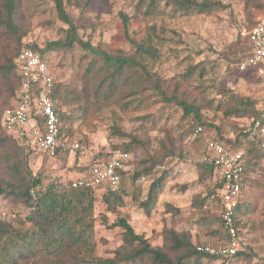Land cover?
Instances as JSON below:
<instances>
[{
  "label": "rangeland",
  "instance_id": "374dc122",
  "mask_svg": "<svg viewBox=\"0 0 264 264\" xmlns=\"http://www.w3.org/2000/svg\"><path fill=\"white\" fill-rule=\"evenodd\" d=\"M64 1L79 37L109 55L133 56L134 48L129 39L142 41L147 35L150 23L142 10L137 8L138 0ZM214 1L221 2L226 8L210 16L173 14L171 7L162 5L163 15L159 17L157 25L167 29L166 38L169 41L162 49V61L150 71L161 80L181 81L179 77L185 73L189 58L195 64L201 62L208 74L203 79L193 78L191 84L183 86L182 95H190L187 98L196 96L203 102L206 99L213 101V108L203 113L213 124L223 125L222 136L229 139L235 137L246 120L224 116L220 109L228 98L223 91L232 90L243 97H251L260 106L264 105V82L255 71L242 72L238 68L249 53L247 35L264 15V0ZM258 3L262 5L261 8L257 7ZM23 10V21L29 27V33L22 44L44 48L48 42L64 37L63 30L67 27L59 20L52 0H23ZM123 16L127 17V24ZM45 57L56 75V84L63 86L66 92L58 100V108L65 116L61 121L64 140L79 143L81 150L75 154L60 151L55 157L59 165L56 167L44 159L47 156L42 152L30 151L18 144L24 151L28 169L34 176H41L40 189L53 182L70 184L74 179L86 175L90 164L108 159L115 152L126 151L125 146L132 143L135 137L140 145L138 149L129 151L132 161L126 166L128 172L123 177L126 185L128 177L152 165L154 158L165 155L169 147L175 154L167 156L163 165L156 166L152 176L142 177L135 185L141 189L142 199L152 180L166 173L164 187L151 215L146 216L131 196L125 198V208L120 212L128 217L135 232L148 239L153 247L162 246L164 228L190 233L195 245L223 244L225 236L216 233L220 229L221 219L218 205L209 202L205 208L208 213H200L194 206L197 196L204 198L214 189L213 172L202 182L200 165L207 157L205 141L210 135L216 136L217 131L207 130L204 135L196 137L194 128L190 129L194 120L191 117L183 118L180 108L161 102L159 94L139 68L126 69L122 79L116 80V91L107 94L108 81L97 90L107 79L108 73L111 74L104 65L102 55L96 56L75 46L68 51L48 52ZM201 85H204V91ZM15 104L16 96L10 97L2 125L6 113ZM261 154L264 158V153ZM263 158L258 167L249 173V191L244 203L249 211L245 215V225L240 227V235L245 239L252 237L253 233L258 235L254 247H258L262 241L258 227L264 228ZM75 171H79V174L71 179L70 172ZM167 204L179 213L166 212ZM27 213L25 206L13 204L0 196V219L18 226V220L24 219ZM94 213L96 255L112 258L115 250L123 244V230L108 227L117 216L107 212L101 202L100 191L96 196ZM205 214L209 219L203 223L201 218H205ZM105 219L107 225L104 224ZM250 245L246 241L244 245L240 244L245 256L236 257L231 263L249 264L246 257L253 259ZM204 264L225 263L207 259Z\"/></svg>",
  "mask_w": 264,
  "mask_h": 264
},
{
  "label": "trees",
  "instance_id": "16d2710c",
  "mask_svg": "<svg viewBox=\"0 0 264 264\" xmlns=\"http://www.w3.org/2000/svg\"><path fill=\"white\" fill-rule=\"evenodd\" d=\"M91 0H87L90 2ZM108 1V0H107ZM55 12L59 20L67 27L63 30L64 37L57 41H51L44 48L34 44H22V40L28 35L29 27L23 21V0H0V196L13 204H21L28 209L24 219H19L18 226L0 219V264H121V263H143V264H204V260L215 259V257L200 253L192 241V235L188 232L178 233L175 230L164 228L162 231L163 244L153 247L149 240L143 235L135 232L127 216L120 212L125 208V198L131 196L137 202L139 208L146 216H150L156 207L159 195L167 178L163 173L152 180L146 195L141 199L140 190L135 187L137 181L142 177H150L156 166L163 165L167 156H172L175 151L168 147L167 153L162 157L154 158L149 167L136 171L128 177V184H124L123 177L128 172L120 170L121 190L113 192L106 190L101 194V202L110 214L116 215V220L108 225L109 228H121L123 230V244L114 252L112 258H102L96 255L95 230V202L97 191L93 189H74L71 183L63 184L53 182L45 189L42 186L41 176H34L28 169L24 151L18 146V141L9 135L2 125V117L8 106L10 97L17 96L20 88L21 78L19 76L16 60L24 48L39 52L41 55L51 51H68L75 46L83 51L102 55L111 74L103 80L97 90L109 82V92L116 91V80L122 79L126 69L139 68L145 75L153 90L159 94L160 101L167 105L180 108L183 118L191 117L193 125L205 131L216 130L214 136L227 148L238 150L243 144L242 127L233 138L222 136L223 125H215L203 111L213 108V101L207 99L202 101L190 95H182V87L191 84L190 81L196 77L203 79L208 74L205 66L199 62L194 63L190 58L188 67L179 80L165 81L159 79L150 70L163 59L162 49L169 41L166 38V28L158 26L157 21L163 15L162 5L171 7L173 14L188 15H212L226 8L219 1L214 0H138V9H141L147 21L150 23L146 37L142 41L129 39L134 48L133 56L119 54L109 55L107 52L95 48L91 42L82 40L78 35L75 23L70 19L64 0H52ZM89 4V3H88ZM258 8L262 5L258 3ZM126 24L128 19L123 16ZM256 25V24H255ZM254 25V26H255ZM249 41V40H248ZM250 46V45H249ZM103 84V85H102ZM204 91V85L200 86ZM65 88L55 84L53 98L59 103V99L65 94ZM227 101L220 109L226 118H240L246 121L256 120L264 115V106L251 97H243L232 90L223 91ZM59 107V106H58ZM58 115L62 120L65 116L58 109ZM213 137L210 135L208 138ZM200 138V137H199ZM20 145V144H19ZM134 145V146H133ZM137 145V147L135 146ZM140 141L134 137L132 143L125 146L126 151L139 148ZM251 144L245 150L246 173L252 172L259 164L261 151L253 148ZM166 147V145H164ZM213 167L204 162L200 165L201 181H206L212 174ZM221 184L215 185L214 189L204 198L197 196L194 206L200 213H208L205 210L211 196L218 192ZM129 192V190H131ZM218 199V198H217ZM214 201V200H213ZM249 211L244 204L238 205L234 212L235 227L240 229L245 225V215ZM166 212L179 213L171 205H166ZM201 222H206L209 217L205 214ZM216 231L223 233L225 239L227 233L223 228L222 219ZM104 224L107 225L105 219ZM27 226V227H26ZM207 245V244H203ZM245 256L238 252L237 257ZM248 263L251 256L246 257Z\"/></svg>",
  "mask_w": 264,
  "mask_h": 264
},
{
  "label": "built area",
  "instance_id": "2783aa9c",
  "mask_svg": "<svg viewBox=\"0 0 264 264\" xmlns=\"http://www.w3.org/2000/svg\"><path fill=\"white\" fill-rule=\"evenodd\" d=\"M251 53L238 64L240 71L256 70L264 81V16L248 33ZM21 84L16 96L15 107L3 119V128L18 143L28 150H37L49 158H55L60 151L75 154L81 150L79 143H67L62 133V122L58 115V104L53 98L56 75L45 55L24 48L16 60ZM243 144L238 150L227 148L216 137L207 138L206 163L213 167L214 187L221 184L218 192L211 196L221 200V219L227 233L226 241L220 245H198L200 253L217 258L225 264L231 263L240 250L239 231L235 227L234 212L243 199L246 184L245 150L254 144L264 150V115L256 120L246 121L242 127ZM200 126L195 134H202ZM132 161L128 151L115 152L108 159L95 162L89 172L74 179V189H93L105 192L121 190L120 170ZM264 264V263H262Z\"/></svg>",
  "mask_w": 264,
  "mask_h": 264
},
{
  "label": "crops",
  "instance_id": "0c3cea01",
  "mask_svg": "<svg viewBox=\"0 0 264 264\" xmlns=\"http://www.w3.org/2000/svg\"><path fill=\"white\" fill-rule=\"evenodd\" d=\"M264 16V15H263ZM263 18V17H262ZM261 18V19H262ZM260 19V20H261ZM259 20V21H260ZM249 42V41H248ZM250 45V44H249ZM251 53V46H249V53H248V55ZM247 55V56H248ZM249 70H252V71H255L257 74H258V72L256 71V70H253V69H249ZM248 71V70H247ZM245 72V71H244ZM259 75V74H258ZM259 78L262 80V78H261V76L259 75ZM263 81V80H262ZM264 82V81H263ZM261 106H264V105H261ZM253 146V148H255V149H257V150H261V149H259L258 147H256L255 145H252ZM250 147V145H248L247 146V148L246 149H248ZM264 153V151H261V153ZM43 158V157H42ZM261 158H263L262 157V154H260V159H259V162H260V160H261ZM47 162H49V163H53L56 167H59V165H58V162H55V158H49V157H46V158H44ZM103 160H106L105 158L104 159H102V160H98V161H103ZM97 161V162H98ZM263 163H264V158H263ZM55 162V163H54ZM80 162H82V161H80ZM245 163H246V161H245ZM92 164H90L89 165V169H90V166H91ZM127 170V169H126ZM71 174H70V178L71 179H73L75 176H77L78 174H79V171L78 172H70ZM249 172L248 173H246V184H245V188H244V191H243V199H244V201L241 203V204H244L245 203V198H246V194L248 193V191H249V188H248V180H249ZM211 203V205H218V207L220 208V210H221V200L220 199H217V200H215V201H213V202H210ZM220 213H221V211H219ZM258 231H260L261 233L259 234L260 236V239L262 240L261 241V244L258 246V247H254V243H255V241L257 240V234L256 233H253V234H251L252 235V237H250V238H247V239H245V236H241L240 235V232H242L241 231V229H239V238H240V244L242 245H244V241H246V242H248L249 244L251 243V252L250 253H252V255H253V261H252V264H258L260 261H262V263H264V228H260V227H258ZM257 237V238H256ZM253 244V245H252ZM214 245V244H213ZM256 246V245H255ZM241 250H244V249H242L241 248ZM240 250V252H242ZM262 263H259V264H262Z\"/></svg>",
  "mask_w": 264,
  "mask_h": 264
}]
</instances>
